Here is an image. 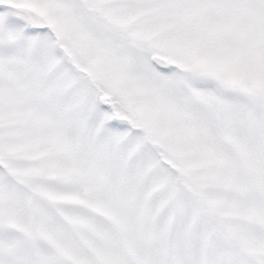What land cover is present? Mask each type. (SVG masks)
Here are the masks:
<instances>
[{"label": "snow or ice", "instance_id": "1", "mask_svg": "<svg viewBox=\"0 0 264 264\" xmlns=\"http://www.w3.org/2000/svg\"><path fill=\"white\" fill-rule=\"evenodd\" d=\"M0 264H264V0H0Z\"/></svg>", "mask_w": 264, "mask_h": 264}]
</instances>
